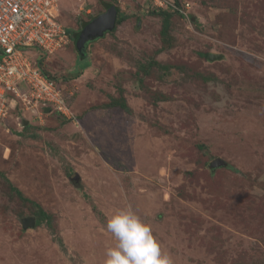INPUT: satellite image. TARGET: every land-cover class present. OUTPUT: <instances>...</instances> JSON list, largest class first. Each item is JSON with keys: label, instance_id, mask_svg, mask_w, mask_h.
Segmentation results:
<instances>
[{"label": "rangeland", "instance_id": "rangeland-1", "mask_svg": "<svg viewBox=\"0 0 264 264\" xmlns=\"http://www.w3.org/2000/svg\"><path fill=\"white\" fill-rule=\"evenodd\" d=\"M103 1L125 19L85 69L71 40L27 52L64 79L73 119L0 120V264H104L107 219L129 205L172 264H264V0ZM59 3L72 34L107 9ZM33 204L48 218L31 228Z\"/></svg>", "mask_w": 264, "mask_h": 264}, {"label": "built area", "instance_id": "built-area-1", "mask_svg": "<svg viewBox=\"0 0 264 264\" xmlns=\"http://www.w3.org/2000/svg\"><path fill=\"white\" fill-rule=\"evenodd\" d=\"M59 9V0H0V120L18 106L36 114L40 106L52 107L73 119L66 116L61 81L46 76L27 53L50 57L69 43Z\"/></svg>", "mask_w": 264, "mask_h": 264}, {"label": "clouds", "instance_id": "clouds-1", "mask_svg": "<svg viewBox=\"0 0 264 264\" xmlns=\"http://www.w3.org/2000/svg\"><path fill=\"white\" fill-rule=\"evenodd\" d=\"M106 230L116 243L106 249L104 264H172L153 236L151 226L130 205L107 219Z\"/></svg>", "mask_w": 264, "mask_h": 264}, {"label": "water", "instance_id": "water-1", "mask_svg": "<svg viewBox=\"0 0 264 264\" xmlns=\"http://www.w3.org/2000/svg\"><path fill=\"white\" fill-rule=\"evenodd\" d=\"M116 15V8L114 6H109L107 7L105 13L93 19L83 28L77 41L75 42V48L80 56H86V46L89 42L103 37L104 34L114 29ZM207 59L209 62H212L218 60L219 57L210 54L208 55ZM225 165V162L220 159H216L210 164V168L214 169L218 167H225ZM23 222H27L28 226L31 228H34L36 223L34 219H25ZM25 225L26 224L23 225L24 228L26 227Z\"/></svg>", "mask_w": 264, "mask_h": 264}, {"label": "trees", "instance_id": "trees-1", "mask_svg": "<svg viewBox=\"0 0 264 264\" xmlns=\"http://www.w3.org/2000/svg\"><path fill=\"white\" fill-rule=\"evenodd\" d=\"M99 1H102V3H104L103 5H104L106 8L109 7V4H108V3L104 2L103 0H99ZM159 14H161V16L163 17V23H162V24H163V31L165 32V31L167 30V28L169 27V18H170V16H171V13L168 12L167 10H161V11H159ZM123 19H125V18H119V17H118V13H117V17H116V21H115V26L118 25V24H121V23L123 22ZM88 23H89V22H84V23L81 25V31L83 30V28H84ZM66 29H67V28H66ZM81 31H78V32L72 34V32L69 31V30L67 29V33H68V35H69L70 38H71V39H70V40H71L70 43H72V44L75 45V42L77 41V39H78V37H79ZM78 57H79L80 60H84V65H82L81 68H82V69H85V68L87 67V65H88L87 63H85V57H82V56H80L79 54H78ZM206 57H208V56H206ZM37 60H38V62L40 61L39 59H37ZM39 66L42 67V71L44 72V74H45L46 76H48L49 78H53L54 80H56L57 83L60 82V81H62V80H64V79H63L62 77H60V76H58V77H56V76H50V74L44 70L42 60L39 62ZM62 84H63V83H62ZM118 107L121 108L122 110H126V109H127L126 102H123V103L120 104ZM18 110H19V107H16V108H15L14 110H12V111L17 112ZM27 125H28V124H27ZM27 125H26V126L24 125V126H23V129H27V128H28ZM10 188H11L12 191L15 192V194L19 197L20 200H22V201H28L27 198L23 197V195L21 194V192H20L18 189H15V188H14L13 186H11V185H10ZM33 205H34L35 208H36V215H37L36 225L38 226V225H40L43 221H46L47 218H48V216H47V213L44 212L43 209H42L39 205H37V204H33Z\"/></svg>", "mask_w": 264, "mask_h": 264}]
</instances>
